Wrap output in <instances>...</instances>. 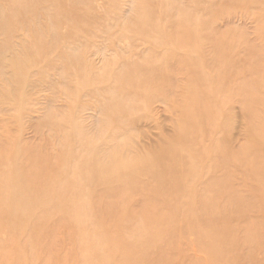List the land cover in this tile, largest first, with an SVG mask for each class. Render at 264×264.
<instances>
[{"label": "rangeland", "instance_id": "obj_1", "mask_svg": "<svg viewBox=\"0 0 264 264\" xmlns=\"http://www.w3.org/2000/svg\"><path fill=\"white\" fill-rule=\"evenodd\" d=\"M162 155L199 169L188 188L155 196L143 178L123 197L125 165L150 158L163 171ZM263 173L264 0H0V264H96L92 240L115 264L104 228L117 219L132 235L149 209L141 218L159 229L180 194L161 264H264ZM204 209L227 211L210 217L226 237L200 233Z\"/></svg>", "mask_w": 264, "mask_h": 264}, {"label": "bare ground", "instance_id": "obj_2", "mask_svg": "<svg viewBox=\"0 0 264 264\" xmlns=\"http://www.w3.org/2000/svg\"><path fill=\"white\" fill-rule=\"evenodd\" d=\"M183 22H184V20L180 19L178 23L180 25ZM139 77L144 78L146 76L139 75ZM130 82H132L131 85H133L135 83V79H133L132 75L127 76V79L123 80L124 85L129 84ZM181 111H183L184 114L187 113V111L183 105H181ZM123 144H126L128 146V152H131V148L128 145V143H123ZM87 145H88V141H87ZM126 145H125V151H126ZM118 152L120 153L119 149L116 148L115 152L111 155L110 159L116 160V162H117L119 160ZM123 155L121 153L119 154V156H121V158L123 157ZM174 156H176V155L170 156V158L168 160L165 157H163V155H162V158L166 162V163H164L165 169L163 171H157L156 166H154L150 162V160H149L150 158H144V159L137 158L135 160L136 163H134V164L130 163V164L125 165V166H127V170L123 173H119L118 177L116 178V180L119 184L122 185L123 182L125 184L121 188V191L123 193L122 196L125 197V196L131 194L134 190H137V192H141L139 190L143 189V187L145 185L144 181H146L143 178L156 181V182H154V181L147 182L146 181V185L150 189V190L146 189V192L151 194V195L154 194L155 196L157 194H155L153 192L154 190H156V192L160 194L164 191V187H166L167 185L170 186L172 183L175 184L177 181L178 182L180 181L179 183L183 182L182 184H180V187L186 186L188 188L189 183H187V180H189L190 176L192 178H195L197 176L199 169L196 168V166H194V165L191 166L187 162H183L184 160L181 157H179V158H181V160H179L178 158L174 159ZM102 160L103 159L98 158L95 165L96 164L99 165V163H97V162L102 161ZM167 160H168V162H167ZM169 162H171V163H169ZM153 163H155V161ZM179 163H181L182 165H185V170H183L181 172V174L177 175L176 173H177L178 169H177L176 165H179ZM104 164H108V163H104ZM92 167H93V165H92ZM258 167L260 168L259 164H258ZM171 172H173L174 174ZM70 173L71 172H65V175L69 176ZM258 179L263 182L262 183V185H263L264 184V173L261 174V178H258ZM96 183H98V182H96ZM103 185L109 186L111 184H110V182H108V183L103 184ZM260 187H262V186L260 185ZM10 189H11V187H5L3 191H7ZM127 190H129V193H125V191H127ZM208 190H210V188H208L207 191ZM62 191H64V190H62ZM188 193L189 192H187V194ZM162 194L164 196V193H162ZM189 194H191L193 196L191 202L196 201L197 193L192 194V191H191ZM191 195H189V198L191 197ZM157 196H159V195H157ZM59 197H60V206L56 208V211L61 215V218L65 221V194L63 192H60ZM206 197L207 198L202 199V204H204L205 208L207 207L206 205L209 204V203L205 202V199L209 200L207 195H206ZM129 198H131V196ZM182 199H184V196L181 194L178 195V200L173 206L170 204V201H171L170 199L164 200V202H163V205H165V208L163 209L164 213H162V211H158L157 214L155 215V220H154V221L158 222L156 224H158L159 226L160 225L162 226V227L160 226L161 228L159 227V229H157L158 227H156L154 225H150V224L145 223L143 221V219L141 218V216L143 214H145L146 212L147 213L150 212L149 209L145 210L146 211L145 213H138L136 218L133 219V221L135 223L140 224V225L138 224L140 230L136 233H132V235H129L128 232H126L124 229L121 228V226H120L121 223L117 219H115L111 223L112 228H113L116 235L112 234L113 230H110L107 227H105L104 229L106 231V234L108 237H110V239L112 241V247H111L110 253H111L112 260L115 258V264H161L162 259H165V258H164V252L162 251L163 249L161 250L160 247L168 239H170L174 234V232H173L174 227H171V225H172L173 219L176 220V217L178 219L179 209H178L177 205H180L182 203ZM19 201H21V200H19ZM79 202L81 203L82 200H79ZM80 205L83 206L84 204L81 203ZM237 206L239 208L240 205H237ZM7 207L8 206H6L4 204V202L0 199V227L2 224L3 225L6 224V222L4 220V210ZM77 207H78V203L76 202V204L71 208V210L73 211V209H75ZM84 207H86V204L84 205ZM69 208L70 207H68L66 209L68 210ZM126 208L119 207V210H117V209H115V210L119 211L122 219L130 220L133 216H132V214H130V212ZM191 208H192V206H191ZM247 208H249V207H247ZM254 208H251V209L249 208V209L254 210ZM244 209H243V212H244ZM236 211H238V210H236ZM225 212H227V211H222V213H223L222 216L211 213L212 215H210V217L213 220H216V217L220 216L225 221L227 219L226 217H223V216L227 215V213H225ZM240 212H242L241 208H240ZM248 212L250 213V211H248ZM73 215H74L75 221H76L79 217V213H74ZM199 217H200V221L197 224H198V228L200 230V233H204L207 225L209 227L208 229H213L214 227H218L216 225H213L212 222H210L211 219L209 217V213L207 212V210L204 209V212L202 214H200ZM187 220L190 224H193V220L191 218L188 219V216H187ZM100 222H104V221H100ZM152 223H154V222H152ZM197 224H195L194 226L197 227ZM78 228H79V231H78L79 233H84L80 226H78ZM219 229H223L219 233V235L226 237L228 234L227 230H226L227 228L224 229L222 227H218L216 231H218ZM105 231H102V232L105 233ZM250 233H252V232H250ZM88 234H89L88 237H91V236L93 237V235H90L91 234L90 230H88ZM259 234H257V235H259ZM257 235H256V237H257ZM78 237H84V235L79 234ZM168 237H170V238H168ZM253 240H255V239H253ZM249 241H248V243L250 244ZM92 242H93L94 246L97 248V250H95L96 255H97L96 257L99 258V261L96 264H108L107 263L108 256L105 252V248L98 249L100 247V244L94 240H92ZM164 246H166V244ZM87 248H88V245L85 248V252L87 251ZM152 251H155V253L153 252V254H152ZM15 259H17V261L20 262L21 261V254L16 253ZM163 262H165V260H163Z\"/></svg>", "mask_w": 264, "mask_h": 264}]
</instances>
